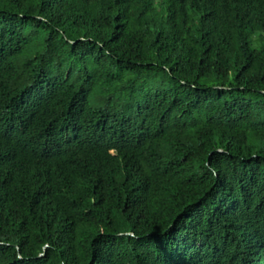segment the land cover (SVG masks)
<instances>
[{
  "label": "trees",
  "instance_id": "1",
  "mask_svg": "<svg viewBox=\"0 0 264 264\" xmlns=\"http://www.w3.org/2000/svg\"><path fill=\"white\" fill-rule=\"evenodd\" d=\"M0 264H264V0H0Z\"/></svg>",
  "mask_w": 264,
  "mask_h": 264
}]
</instances>
